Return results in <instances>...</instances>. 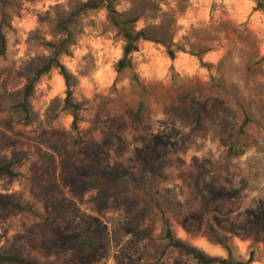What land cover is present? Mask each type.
Instances as JSON below:
<instances>
[{
  "label": "rangeland",
  "instance_id": "374dc122",
  "mask_svg": "<svg viewBox=\"0 0 264 264\" xmlns=\"http://www.w3.org/2000/svg\"><path fill=\"white\" fill-rule=\"evenodd\" d=\"M92 1L0 0V167L17 173L0 178V199L20 206L0 205V254L200 264L186 247L213 264H264V11L255 0H109L151 39L118 73L123 39ZM62 24L69 85L52 70L26 115L25 86L66 38ZM161 41L186 53L173 61ZM90 234L96 253L79 248Z\"/></svg>",
  "mask_w": 264,
  "mask_h": 264
},
{
  "label": "trees",
  "instance_id": "16d2710c",
  "mask_svg": "<svg viewBox=\"0 0 264 264\" xmlns=\"http://www.w3.org/2000/svg\"><path fill=\"white\" fill-rule=\"evenodd\" d=\"M256 1V8L255 11H264V0H255ZM101 7H105L109 13V18L111 23L118 31L119 35L122 37L124 42L123 48V57L117 64V72L121 73L126 70H133L134 68V60L133 55L140 50V44L143 41H150L151 39L148 38L144 31H137L136 28L133 26L137 23V19H130L123 21L120 19L118 12L113 8L112 4L109 0H93L91 4L87 5L88 9L96 10ZM2 22L0 25V56H4L7 51V39L3 31ZM61 30L65 31L66 38L63 39L59 43H49V46L53 49V56L50 58L46 64H44L35 74L33 77L29 78L27 84L24 89V101L19 105L22 108L23 112L28 115L29 113V101L32 98L36 85L41 81V79L47 76L52 70L57 69L60 71L61 75L65 78L67 84L69 85V74L68 70L65 65L62 64L61 58L64 55L69 54V49L71 46L74 45L71 37V32L66 28L64 24L60 25ZM165 48L167 55L171 60H176L178 53H186L184 47L179 44H175L173 41L171 43H166L164 41L159 42ZM200 58L201 55H195ZM201 64L203 67L209 66L205 64L202 59L200 58ZM72 91L69 89L68 97H67V106L69 109L73 111V115L75 117V122L78 121V112L80 111V106L77 104H73L71 102L72 98ZM144 111V105L141 104L139 109L135 114V118L138 121L142 120V115ZM249 120L246 119L244 125L242 126L241 130L244 132V128L248 124ZM2 176H7L11 178L17 177V173L13 169L12 164H7L0 167V178ZM0 205L3 207H13V208H20L19 205H14L11 202L4 201L0 199ZM226 247V245H225ZM80 249L88 250L93 253L97 252V248L93 243V234H90L80 245ZM184 251L191 255L194 259H196L200 264H213L215 259L205 253H199L194 250H189L186 247H182ZM228 252H230L229 247H226ZM225 263H229L230 261L226 260ZM253 262V259L250 260V263ZM0 264H28L25 260L20 259L15 256H7L0 254Z\"/></svg>",
  "mask_w": 264,
  "mask_h": 264
}]
</instances>
